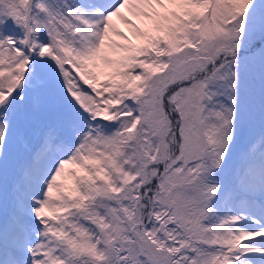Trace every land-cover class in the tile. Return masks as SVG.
I'll list each match as a JSON object with an SVG mask.
<instances>
[{"label":"snow or ice","instance_id":"1","mask_svg":"<svg viewBox=\"0 0 264 264\" xmlns=\"http://www.w3.org/2000/svg\"><path fill=\"white\" fill-rule=\"evenodd\" d=\"M0 264H264V0H0Z\"/></svg>","mask_w":264,"mask_h":264}]
</instances>
